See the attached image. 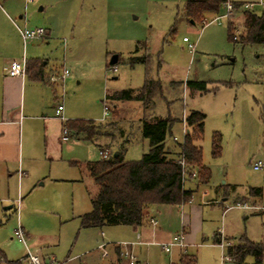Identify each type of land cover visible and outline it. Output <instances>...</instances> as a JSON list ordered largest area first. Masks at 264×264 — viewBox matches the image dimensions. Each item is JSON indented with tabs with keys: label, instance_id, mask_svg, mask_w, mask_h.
Returning <instances> with one entry per match:
<instances>
[{
	"label": "rangeland",
	"instance_id": "obj_1",
	"mask_svg": "<svg viewBox=\"0 0 264 264\" xmlns=\"http://www.w3.org/2000/svg\"><path fill=\"white\" fill-rule=\"evenodd\" d=\"M186 1L0 0V32L16 30L9 17L22 27L26 22L29 28L50 30L51 37L40 45V56L47 59L49 67H60L64 60L69 71L64 86V117L100 123L103 136L98 141L109 153L130 140L125 144V160H137L148 149V139L138 132L140 120L171 118L165 143L175 148L184 135L183 114L199 111L205 115L198 144L210 178L201 183L198 176L187 177L184 185L194 190L191 200L182 208L166 205L165 209L173 226H178L191 205L194 225L185 251L196 257V264H221L225 248L213 242L214 233L220 232L229 243H236L242 235L255 242L264 241V166L258 170L252 167L257 161L264 164V44H242L228 38L229 24L236 36L244 31L242 10L220 22L191 23L182 15ZM230 1L253 3L249 11L264 13V0ZM222 13L223 4L218 12L203 17L209 22ZM183 37L195 45L193 51ZM62 39L67 41L65 55ZM114 55L118 56L113 64L115 73L110 69ZM133 56H144L148 61L132 65L129 57ZM145 77L160 83L150 101H126L116 108L114 101L107 102L109 110L103 118L107 92L137 89ZM187 81H204L206 91L189 88ZM37 94L43 96L42 92ZM57 103L55 97L49 102L52 109ZM112 111L114 119L107 121ZM60 121L57 117L51 120L48 130L57 129ZM214 132L221 135V151L215 157L211 153ZM61 135L60 131L57 143L61 149L44 160L40 173L29 180L30 185L22 184L20 193L17 184L12 185L9 200L0 202V248L13 261L25 255L24 243L14 236L20 226L30 251L46 263L54 259L58 264H111V248L107 257H101V237L97 233L101 229L104 240L110 242L127 237L119 230L122 228L80 227V216L91 209V197L97 189L83 163L98 159L99 148L75 138L61 142ZM172 135L178 140L173 141ZM257 187L261 189L257 208L232 207L223 212V206L235 205L237 197L243 196L238 202L249 203L246 196ZM201 193L209 196L203 198ZM5 196L0 193V197ZM215 197L217 203L206 201ZM222 197L227 199L222 201ZM9 205L13 207L4 209ZM184 226L186 235L188 227ZM146 247L142 248V261L178 264L179 249L167 254L159 243ZM0 264L5 263L0 259ZM243 264H264V258L255 263L246 256Z\"/></svg>",
	"mask_w": 264,
	"mask_h": 264
},
{
	"label": "trees",
	"instance_id": "obj_2",
	"mask_svg": "<svg viewBox=\"0 0 264 264\" xmlns=\"http://www.w3.org/2000/svg\"><path fill=\"white\" fill-rule=\"evenodd\" d=\"M227 0H187L182 8V15L191 23L200 22L207 13H216ZM238 5V2H234ZM242 26L244 31L236 36L228 25V38L242 44H264V13L257 15L251 11H243ZM138 50V44L135 52ZM129 63H146L147 57H129ZM118 61V56H117ZM116 61V62H117ZM29 68L40 73L37 62L29 64ZM186 85L200 92L206 91L204 81H187ZM156 89H160L157 80L145 77L141 87L125 88L107 92L105 98L113 101L148 102ZM205 115L199 111H191L185 116L186 132L175 148L166 145L167 133L173 123L171 118H155L149 122L141 120L140 132L148 139V149L137 160H125L124 143L107 157H99L83 163L84 170L92 178L97 189L91 197V209L80 216L81 228H103L108 225L140 226L148 218L152 206L157 204L181 205L191 200L193 190L184 186L186 178L198 176L199 182L207 183L210 169L202 163V150L198 144L202 135ZM72 138L93 143L102 149L99 137L100 123L92 119H70L64 123ZM63 125V124H62ZM174 141V140H173ZM221 151V135L214 132L211 142L212 155L218 156ZM183 162V163H182ZM78 165L77 162L73 163ZM254 194L260 188H251ZM213 241L220 243L217 233ZM230 261L223 264H243L246 256H251L255 263L264 258V241L255 242L245 235L238 241L229 244L225 249ZM0 259L5 264H20L18 260L9 261L0 250ZM178 264H196L193 254L184 253Z\"/></svg>",
	"mask_w": 264,
	"mask_h": 264
},
{
	"label": "crops",
	"instance_id": "obj_3",
	"mask_svg": "<svg viewBox=\"0 0 264 264\" xmlns=\"http://www.w3.org/2000/svg\"><path fill=\"white\" fill-rule=\"evenodd\" d=\"M19 18H22L21 15L19 16ZM9 19L11 21V24H13V26L16 28V30L11 29L8 32H0V193H4L6 195L5 198L0 197V199H2V202L9 200V198H7V195L8 193H10L12 185L17 184L18 193L21 192L22 184L27 183L26 187H28L30 185L29 180L31 179L32 175H38L40 173L39 171L42 168L44 160H47L51 156L52 151H59L57 149L59 147L61 149V146L59 143H57V140L59 139V133L62 129L63 123L62 121H60V124L57 129L51 128L50 130H48L50 121L56 118L54 114L55 108L52 109L50 107L49 102L51 98L53 99V97H55L56 101H60L62 90L64 92L65 81L69 76L68 74L65 77L63 83H60L58 81H52L50 79L51 75L60 74L63 68L66 67H64L63 64L64 60L63 63H61L60 67H49L47 59L40 56V45L42 46V44L46 42L49 37H51V33L48 28H44L45 34L43 36L39 38L30 39L26 43H24L17 28L22 26H20L11 17H9ZM24 25L27 27L26 22L24 23ZM61 46L65 55V52L67 50L66 39H62ZM14 60L25 61V72L23 75L9 76L7 74L6 70L8 68V65L11 61ZM33 62H37L40 65L39 74L36 73L37 71L35 69L29 68V64ZM62 84L63 88H61ZM57 89L59 92H57ZM39 92H42L43 96L37 94ZM107 102L108 100L105 99L107 110H109ZM114 102L115 108L118 104H120L121 106L126 104V101ZM112 113V118L107 121H112L114 119V111H112ZM185 116L186 115L183 114L181 118L182 123L183 117ZM155 118L163 117L156 116L154 118H151V120H144L151 122L155 120ZM140 125L138 132H140ZM182 129H184V123ZM172 137H176V135H172ZM70 138L72 139V137L69 136L66 141H63L60 137V141L67 142ZM75 140L80 139L75 138ZM177 140L178 139L176 137V140L174 141ZM125 144L126 143H124V146ZM184 186L186 187V185ZM250 192L252 191L250 190ZM250 192L249 195L246 196V198H249V203L257 207V198L260 196L261 192L259 194H254L253 192ZM201 194L203 198H207L209 196V193ZM242 197L240 199H237L239 198L237 197L235 202L241 201ZM226 199V197L221 198L222 201H225ZM206 201L212 204L217 203L216 197L210 198ZM184 204L169 206H171L170 208H182ZM221 205L223 206L224 204L221 203ZM165 206V204H157L152 206L149 212L153 214L149 215L148 213V219L140 226L135 227L130 225H114L117 228H122L119 230L121 232L126 233L127 237L125 238L117 240L111 239L110 242L105 241L104 232L101 229L99 230L98 228L99 231L97 234L101 237V240L98 243V249L100 244L107 243L106 249L108 251V249L111 248L110 251L112 253V257L110 259L111 264H128L126 259L122 258L119 255L120 247L117 246V243L126 242L128 244V247L138 257V259L141 262H145L140 259V257H144L142 256L143 247L147 248L146 246H149L153 243H159L161 249L163 250L162 244L171 242L176 233L181 228H183L185 232L184 225L188 227V232H186L185 235V242L188 245V238L190 237L192 225H194V218L192 219V206L189 205L187 213L183 216V218L181 217V222L178 224V226H173V223L170 221V216L169 219L167 218V211L165 209ZM12 207L13 206L9 205L4 207V209H9ZM223 207V212H225L229 208L234 207V205H225ZM151 217H153L157 221L156 226H152L150 224L149 218ZM201 225L202 222L200 221L199 229L201 228ZM216 233L218 234L220 239L227 238L223 237L220 232ZM26 241L24 243L25 248L26 250L30 251ZM173 248H177L180 250L178 258L182 255V251L187 253L185 251L186 247L183 249L177 246H173L171 248V251ZM0 250L4 253L6 257V254L3 249L0 248ZM163 252L165 251L163 250ZM170 252L165 253L169 254ZM107 256H103L101 252V257ZM6 259L9 261H13L8 259L7 257ZM171 264H175V262Z\"/></svg>",
	"mask_w": 264,
	"mask_h": 264
},
{
	"label": "built area",
	"instance_id": "obj_4",
	"mask_svg": "<svg viewBox=\"0 0 264 264\" xmlns=\"http://www.w3.org/2000/svg\"><path fill=\"white\" fill-rule=\"evenodd\" d=\"M253 3H239L238 5H235L232 1L227 0L224 4H223V8H224V13L216 16L215 18L211 19L209 22H207V20L203 17L201 20L202 24H207L210 22H220L221 19L223 18H230L232 16V13L235 11H249L252 7H253ZM18 31L20 33V36L23 40L24 43H26L28 40L30 39H34V38H39L41 36H43L45 34V29L43 27H26L25 25L23 27H17ZM183 41L184 42H188V47L190 49V51H193L195 48V45L192 43H189V40L187 37H183ZM111 71L113 73H115L117 71V67L116 65H111L110 67ZM7 74L9 76H19V75H23L25 72V61H18V60H14L11 61L10 64L8 65V68L6 70ZM69 74V71L67 68H63L62 72L58 75H51L50 79L52 81H58L60 83H63L65 77ZM61 88H63V84L61 85ZM63 96H64V92L62 90L61 93V97H60V101H58L57 105L55 106L54 109V114L57 118H59L63 125H62V135H61V139L63 141H66L69 137L68 134V129L66 127V125L64 124L66 119L63 115ZM108 110H107V105H104V110H103V118L107 115ZM183 123H184V129L183 132H186V126H185V117H183ZM174 140H176V137H172ZM109 151L108 150H100L99 151V155L101 157H107L109 155ZM183 163V162H182ZM264 166V164L261 161H257L254 162L252 167L255 170H258L260 168H262ZM0 202H2V199H0ZM234 207L236 208H241V209H251L254 208L255 206L247 203V202H236ZM257 208V207H255ZM149 222L152 226H156L157 221L151 217L149 218ZM185 232L184 229L181 228L176 235L174 236L173 240L171 242L168 243H164L162 244V248L165 252H170L171 248L173 246H177L180 248H185L186 247V242H185ZM14 236L17 238L18 241L25 243L26 241V234L25 232L22 230V228L20 226L16 227L14 230ZM106 244L107 243H102L99 245V249L102 252L103 256H107L108 255V251L106 249ZM220 246L222 248H225L230 244L228 241H225L224 239H220ZM117 246L120 247V251H119V255L126 259L128 264H148L147 262H141L138 257L131 251V249L128 247V244L126 242H121V243H117ZM20 264H58L55 262L54 259H52L49 263H46L44 261H42V259L35 253H32L29 250H26L25 255L18 259ZM230 261V258L226 255V253L222 256V263H226Z\"/></svg>",
	"mask_w": 264,
	"mask_h": 264
},
{
	"label": "water",
	"instance_id": "obj_5",
	"mask_svg": "<svg viewBox=\"0 0 264 264\" xmlns=\"http://www.w3.org/2000/svg\"><path fill=\"white\" fill-rule=\"evenodd\" d=\"M117 61V55H114L111 60H110V63L113 65L114 63H116Z\"/></svg>",
	"mask_w": 264,
	"mask_h": 264
}]
</instances>
